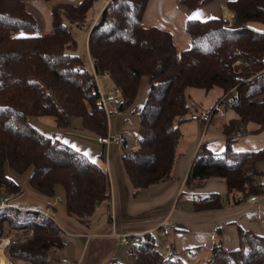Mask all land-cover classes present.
Returning <instances> with one entry per match:
<instances>
[{
	"label": "trees",
	"instance_id": "1",
	"mask_svg": "<svg viewBox=\"0 0 264 264\" xmlns=\"http://www.w3.org/2000/svg\"><path fill=\"white\" fill-rule=\"evenodd\" d=\"M26 1L0 0V241L15 234L4 250L9 260L51 264L54 251L65 247L52 217L40 209L3 204L27 186L48 197L61 186L67 214L85 225L98 209L110 208L107 169L32 122L36 116L51 115L65 127L79 118L83 129L107 135V113L95 75L107 73L119 88L122 103L117 112L134 102L142 77L149 79L138 111L135 148L122 154L136 194L172 180L182 140L179 126L195 110L189 90L214 86L224 90V97L213 112L233 109L239 118L224 125V151L199 146L185 182L199 187L207 180H221L228 190L225 197L194 196V208L217 209L223 200L239 204L264 194V170L257 167L264 162V147L243 152L232 147L239 127L240 136L250 122L264 128V31L251 25L264 24V0L229 1L231 25L222 18L188 20L191 43L180 53L171 33L143 25L149 0H107L88 35V64L75 51L72 29L86 20L97 0L52 3L53 30L44 35L34 33L37 22ZM210 1L180 0L189 9ZM129 248L131 264H190L185 254L172 250L163 255L151 233L138 236ZM200 264H264V236L240 229L236 249L227 250L219 241Z\"/></svg>",
	"mask_w": 264,
	"mask_h": 264
},
{
	"label": "crops",
	"instance_id": "2",
	"mask_svg": "<svg viewBox=\"0 0 264 264\" xmlns=\"http://www.w3.org/2000/svg\"><path fill=\"white\" fill-rule=\"evenodd\" d=\"M58 1L61 0L26 1L27 10L33 14L37 22L34 32L36 35L52 32L50 7L52 3ZM229 1L232 0H212L196 9H189L180 0H149L142 23L145 27H158L171 33L174 45L180 53L188 49L191 43L186 30L188 20L222 18L228 25L233 23L234 14L227 7ZM95 2L97 8L93 10V17L88 22L91 27L107 0ZM88 15L87 13V17ZM85 21L81 25L87 24ZM251 25L264 31L263 23L252 22ZM77 49L78 47H75L76 52ZM102 78L109 82L106 85L107 90H102L111 91L114 87L112 81L108 77ZM148 90L149 79L144 76L134 102L119 112L111 107L107 113V133H121L125 137L124 144L120 146L99 143L98 135L83 129L79 118L70 119L65 127H60L56 117L51 115L36 116L32 119L33 124L42 131L57 134L56 138L59 141L104 166L111 182L110 208L98 209L90 225H85L67 214L64 190L61 186L57 187L53 197L45 196L27 186L20 196L8 202L2 201L3 204L16 208L40 209L54 219L59 229L67 232L68 235L64 238L65 247L60 251H54L51 264H64L62 258H68L71 261L69 264H113L121 261L119 256L125 255L133 261L129 245L122 244L120 238L127 236L131 242L145 233L153 235L155 245L163 255L167 256L173 250L185 254V259L190 264H200L219 241L227 250L236 249L239 246L240 229L264 236V194L256 195L258 200L254 202L249 201V198L239 204L223 200L221 208L196 210L194 196L217 193L225 197L227 184L221 180H207L199 187L186 186L185 181L199 146L204 143L214 153L224 151L226 148L224 125L232 119L239 118L233 109L213 112L220 108V100L224 97V90L219 86L208 90L192 87L189 90L191 102L195 106L193 114L207 111L210 118L200 120L190 118L182 122L179 126L182 140L177 147L178 155L172 180L135 193L122 154L135 148L139 130L138 111L146 100ZM215 118L218 121L214 123ZM244 130L245 134L233 142V150L257 151L264 147V128L250 122L244 126ZM257 167L264 170V162H259ZM162 222L174 224L169 234L163 233ZM13 238L14 233L4 238L7 240L6 244ZM9 263L29 264L21 259L9 260Z\"/></svg>",
	"mask_w": 264,
	"mask_h": 264
},
{
	"label": "built area",
	"instance_id": "3",
	"mask_svg": "<svg viewBox=\"0 0 264 264\" xmlns=\"http://www.w3.org/2000/svg\"><path fill=\"white\" fill-rule=\"evenodd\" d=\"M240 63V60H237L235 64ZM247 65L248 62H245ZM102 77H108V74L105 73L104 75L100 76ZM99 76L95 75V79L97 81L98 89H99V95H100V100L101 103L106 111V113L110 112V108L113 107L117 109L121 103H122V96L119 88L113 87L111 91L109 92H104L102 88L99 86L98 79L100 78ZM209 119L210 118V113L207 111H202L197 114H193L191 116V119L194 120H200V119ZM242 133V127H239V129L236 131V135L240 136ZM97 141L102 144H115V145H123L125 142V137L121 133H116V134H107L105 136L99 135L97 136ZM258 197L256 195H253L249 198V201L254 202L257 201ZM161 227L163 228V233L164 234H169L170 231L174 228V224L172 223H167V222H162ZM67 232L65 230L59 229L58 230V236L61 238L67 237ZM120 241L122 244L129 245L130 240L127 236H121ZM71 261L68 258H62V263L64 264H69Z\"/></svg>",
	"mask_w": 264,
	"mask_h": 264
},
{
	"label": "rangeland",
	"instance_id": "4",
	"mask_svg": "<svg viewBox=\"0 0 264 264\" xmlns=\"http://www.w3.org/2000/svg\"><path fill=\"white\" fill-rule=\"evenodd\" d=\"M61 1H63V0H61ZM64 1L71 2L73 4H78L82 0H64ZM95 8H97V3L96 2L93 3L92 7L88 11L89 15H88V17H87V19L85 21V22H87V24H82V25L78 24V25L73 26V29H72L73 36H74V38L77 41V45H76V47H78V49H77L78 51L77 52H78V54L81 55V57L84 58V60L86 61L87 64H88L87 42H88V35H89V32H90V27H91L88 24V22L92 19L93 10ZM98 83H99L100 87H102V89L104 91L107 90L108 87H106V85L109 83L108 80H104L103 78L100 77L98 79ZM217 121L218 120L215 118L214 123L217 122ZM37 128H39V127H37ZM29 235H32L31 231L29 232ZM15 239H16V237L13 238V240H15ZM13 240H11V241H13ZM4 250H5V246L3 247V252L5 253ZM119 260H121L120 262H124V263L127 262V264H131L132 263V260L129 257H127L126 255L125 256H119Z\"/></svg>",
	"mask_w": 264,
	"mask_h": 264
},
{
	"label": "bare ground",
	"instance_id": "5",
	"mask_svg": "<svg viewBox=\"0 0 264 264\" xmlns=\"http://www.w3.org/2000/svg\"><path fill=\"white\" fill-rule=\"evenodd\" d=\"M7 243V240L0 241V264H10L8 258L4 255L2 248Z\"/></svg>",
	"mask_w": 264,
	"mask_h": 264
}]
</instances>
